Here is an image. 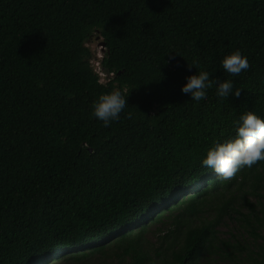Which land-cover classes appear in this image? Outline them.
Returning <instances> with one entry per match:
<instances>
[{"label":"trees","instance_id":"trees-1","mask_svg":"<svg viewBox=\"0 0 264 264\" xmlns=\"http://www.w3.org/2000/svg\"><path fill=\"white\" fill-rule=\"evenodd\" d=\"M193 58L240 97L182 94ZM113 90L128 107L105 128L92 104ZM246 110L264 118V0H0V264H264V161L201 166ZM227 221L246 244L218 237Z\"/></svg>","mask_w":264,"mask_h":264},{"label":"clouds","instance_id":"clouds-1","mask_svg":"<svg viewBox=\"0 0 264 264\" xmlns=\"http://www.w3.org/2000/svg\"><path fill=\"white\" fill-rule=\"evenodd\" d=\"M170 53L175 52H169L167 56ZM169 59H175V56H169ZM187 66L197 71L185 77L186 82L181 86L180 91L189 96L191 101L198 104L205 100L208 91L213 87L216 96L223 101L230 96L240 97L241 89L237 88L232 80L221 81L212 78V73L201 68L198 58H193L192 64L187 63ZM221 67L224 72L239 76L242 71L248 70L250 65L247 56L236 50L223 57ZM127 98L128 95L119 90L101 94L92 104V116L101 122L103 127H110L113 122L120 120L121 114L128 107ZM233 123L235 138L214 142L207 150L205 158L201 160V166L212 169L216 178L220 180H229L242 168H251L254 164L264 161V118L252 110H246L240 113Z\"/></svg>","mask_w":264,"mask_h":264},{"label":"rangeland","instance_id":"rangeland-1","mask_svg":"<svg viewBox=\"0 0 264 264\" xmlns=\"http://www.w3.org/2000/svg\"><path fill=\"white\" fill-rule=\"evenodd\" d=\"M102 43H103L102 38H100L99 36L96 35L90 39L88 46L90 47V49L93 53L92 66L95 69V71L97 73H99V77H100L101 82L106 83L107 79H106L105 75L102 74L101 68H100V62L103 59L105 52H106V49H105V47L102 46ZM168 228H169V226H162L160 224L151 226L149 229L150 232L147 234V239L150 240V242L153 246H155V244L159 240V236H161L164 232H166L168 230ZM237 228L238 227L235 226L234 222L227 221L226 225H224L223 227H221L219 229L218 237L220 239L230 240L233 243H235L236 240H234V238H233V236H234L237 239L241 240L242 244H246L247 243L246 238H244L242 232L239 233L237 231ZM248 242H251L250 238H248ZM110 258H111V256L107 255L105 257H102V259L101 258L96 259V262L100 263V264H104V263L109 264L113 261H117V260H112ZM209 261L211 263H209L208 260H206V261H203L201 264H227V263L221 261L217 257H212Z\"/></svg>","mask_w":264,"mask_h":264},{"label":"water","instance_id":"water-1","mask_svg":"<svg viewBox=\"0 0 264 264\" xmlns=\"http://www.w3.org/2000/svg\"><path fill=\"white\" fill-rule=\"evenodd\" d=\"M102 46L105 47V43L104 42L102 43Z\"/></svg>","mask_w":264,"mask_h":264}]
</instances>
